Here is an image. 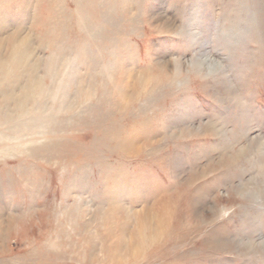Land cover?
Wrapping results in <instances>:
<instances>
[{
	"label": "rangeland",
	"instance_id": "obj_1",
	"mask_svg": "<svg viewBox=\"0 0 264 264\" xmlns=\"http://www.w3.org/2000/svg\"><path fill=\"white\" fill-rule=\"evenodd\" d=\"M18 30L0 264H264V0H0Z\"/></svg>",
	"mask_w": 264,
	"mask_h": 264
},
{
	"label": "bare ground",
	"instance_id": "obj_2",
	"mask_svg": "<svg viewBox=\"0 0 264 264\" xmlns=\"http://www.w3.org/2000/svg\"><path fill=\"white\" fill-rule=\"evenodd\" d=\"M163 17V16H162ZM131 21V20H130ZM169 20L167 19L166 20V22L169 24V23H171L170 21L168 22ZM170 25H173V23H171V24H169V26ZM171 27V26H170ZM20 32H21V30H18L17 32H16V34H10L9 36H7V37H3V38H1L0 39V46H2L3 44L5 45L6 43H10L11 41H13L14 40V42L17 44L16 46H15V51H16V53L14 54V55H17L18 54V58H19V60H21L22 62H25L26 60H27V58L29 59V57H30V55L32 54V50H33V41H32V39H31V37L30 36H28V35H26V36H23V37H21L20 36ZM18 33V34H17ZM17 35V36H16ZM16 40V41H15ZM14 42H13V45H14ZM18 42V43H17ZM12 52V51H11ZM30 60V59H29ZM171 61V60H170ZM171 64V63H170ZM31 70V69H30ZM1 71H3V70H1ZM124 73H126V75H129L128 73H133V71H132V69H127V70H125L124 71ZM37 74V73H36ZM39 75V74H38ZM43 76V75H42ZM129 76H133V75H129ZM127 154V153H126ZM151 211V210H150ZM149 210L146 212V216H145V218L144 219H146L147 218V216H148V219L149 220H151L152 218L153 219H155V218H157V220L159 221L160 219L154 214V213H156V212H154V213H151ZM25 214V213H24ZM149 214L150 215H152V218L149 216ZM25 219L26 218H24V217H21V218H19V220H21V222L23 223V222H25ZM23 220V221H22ZM21 224V223H20ZM149 224H150V227L153 229V234H155V235H157V233H161V230H162V228L164 227H159V225H158V223L156 224V226L155 225H153L152 223H151V221L149 222ZM118 244V243H117ZM127 247H126V249H128V250H130V249H132V241L131 240H128L127 242H125L124 243ZM121 245H123V240L122 241H120L119 240V244H118V246H121ZM124 248V247H123ZM124 250V249H123ZM31 254V253H30Z\"/></svg>",
	"mask_w": 264,
	"mask_h": 264
}]
</instances>
